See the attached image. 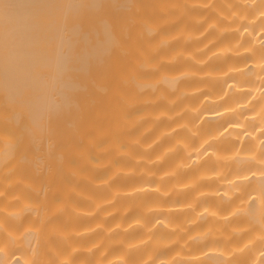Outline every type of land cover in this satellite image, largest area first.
<instances>
[{"label":"bare ground","instance_id":"bare-ground-1","mask_svg":"<svg viewBox=\"0 0 264 264\" xmlns=\"http://www.w3.org/2000/svg\"><path fill=\"white\" fill-rule=\"evenodd\" d=\"M214 7L225 10L219 0ZM235 7L240 8V5ZM260 7L257 4L255 8L240 10L252 16ZM205 15L203 22H195L197 17ZM215 17L216 12L192 7L189 0H0V244L9 245L8 256H0V260L24 264L31 256L32 264H57V253L68 250L57 234L59 230L90 226L100 221V213L130 205L131 210L123 217V222L127 223L138 213L139 205L156 198L155 193L119 197L94 216L77 214L69 207L83 213L93 207V201L107 198L108 189L95 187L93 182L108 176L114 167L134 166L138 170L144 166L134 165L132 159L120 155L116 145L133 156L155 155L172 142V137H164L147 153L140 145L189 116L185 112L169 121L164 116L156 119L157 114L176 111L185 103L195 105L213 94L205 88L170 105L169 100L177 96L180 89L210 85L213 92L224 90L219 82L193 77L181 79L173 91L170 76L185 69L201 73L209 69L222 70L229 62L252 59L247 54L214 56L202 67L182 55L171 59L174 54L192 51L216 36V30L212 29L198 40H185L186 33L202 31ZM260 23L257 21L251 26L253 31ZM151 26L157 28L154 34H150ZM235 36L234 32L224 33L215 43L196 52V58L203 59ZM161 37L174 38L167 47H156ZM248 42L246 39L245 44ZM248 71H253L251 65ZM232 80L235 76H227L224 84ZM249 95L243 92L229 96L216 105L206 102L202 112L217 111L232 99ZM231 121V116H208L202 128L211 130ZM181 135H186V131L181 129L173 134ZM137 138L140 143L133 144ZM237 143L229 138L218 147L229 151ZM180 155L182 151L170 154L159 168L171 164ZM108 160L110 164L93 167ZM210 164L209 159L201 167ZM194 174V169H188L181 178ZM142 179L137 175H117L111 186L128 188ZM171 182L170 179L168 183ZM201 186L210 188L214 183ZM192 195V190L184 192L175 202L187 201ZM171 200L172 197H168L163 203ZM202 202L215 203V198L204 197ZM60 204L65 205V210L55 211ZM255 204L253 200L250 209H254ZM223 210H227V206ZM191 215L189 210L175 213L173 217L182 221ZM120 219V211H117L104 219L103 224L109 227ZM152 219L148 217L147 222L151 223ZM212 223L210 217H201L188 231L203 229ZM243 223V218L233 217L227 223L215 221L214 227L219 226L226 233L229 225ZM257 231L253 226L238 237L234 235L228 243L239 245ZM103 235V229H97L74 238L73 243L88 245ZM120 235L117 230L111 238ZM142 235L140 228L123 234L125 240H135ZM172 235L162 225L153 233L154 238L160 239ZM17 236L19 239H14ZM211 243L213 241L209 240L204 245H194L193 251H200ZM262 246L264 242L258 240L233 260L237 264H248L253 252ZM176 247L161 248L156 255L167 256ZM120 250V246L115 245L109 248L108 254ZM151 250V244L133 249L128 260L135 264ZM99 251L96 249L91 255L78 251L72 256L73 264L82 260L92 264ZM214 259L222 258L208 255L203 264Z\"/></svg>","mask_w":264,"mask_h":264},{"label":"clouds","instance_id":"clouds-1","mask_svg":"<svg viewBox=\"0 0 264 264\" xmlns=\"http://www.w3.org/2000/svg\"><path fill=\"white\" fill-rule=\"evenodd\" d=\"M192 7L211 9L216 12V17L209 20L204 29L200 32H188L185 40H198L209 30L215 29L217 35L209 39L205 44L194 48L189 52H179L171 59L175 60L178 55L190 59L197 66H204L214 56L243 57L245 54L252 57L251 60L236 63L229 62L222 70L197 72L194 69L184 71L170 76L172 90L181 79H191L193 77L207 78L213 82L223 84L222 92H213L210 85H202L192 89H180L177 96L169 100V104H175L184 96H193L205 88L212 95L202 99L199 103L192 105L185 103L181 108L173 112H161L155 117H166L169 121L187 112L188 118L164 128L160 133L147 144L140 147L143 152H149L164 137H172V142L164 147L160 152L149 157L146 155L133 156L127 149L121 150L116 145L118 153L133 160L134 165L143 164L138 170L133 167H114L113 171L105 178L94 181L95 187L108 189L110 195L102 200L93 201V207L87 212H81L72 206L71 210L77 214L94 216L102 207L114 204L119 197H136L137 194L155 193L156 198L145 201L139 205L138 213L127 223L123 222V217L131 210V206L123 209L111 208L100 213L101 219L96 223L86 227L70 226L58 231L59 237L64 240L68 250L63 254L57 253V264H73L72 256L78 251H85L91 255L96 249H100L92 264H131L128 254L131 250L141 248L151 244L152 250L135 264H203L204 258L208 255L221 257L208 261L207 264H237L233 257L245 253L251 249L259 240L264 242V0H219L224 5L225 10L214 7L217 0H189ZM259 4L261 7L254 15L248 16L247 12H242L240 8H255ZM235 5H240L236 8ZM207 16H200L195 19L196 23L203 22ZM223 21L224 23H221ZM261 23L255 31L252 25ZM247 25L241 27V25ZM156 26L150 27V34H154ZM226 32H234L236 36L233 40L225 42L214 49L203 59H197L196 52H201L215 43L216 40ZM174 37H161L156 47H167ZM249 42L245 44V40ZM259 49V51H257ZM249 65L253 71L249 72ZM235 76V80L224 84L225 77ZM251 83H248V81ZM248 92L249 96L243 99H232L223 107L214 112H202L206 102L211 105L219 104L229 96H237L239 93ZM257 101V103H254ZM208 116L227 117L231 116L232 121L223 127H215L208 130L202 128L204 120ZM218 123V122H217ZM185 130L186 135L173 136L178 130ZM195 138V143H193ZM236 140L238 143L229 151H222L218 145L226 139ZM139 144V139L132 141ZM178 151H182L175 161L159 168L165 159ZM211 160L210 165L201 167L204 161ZM111 161H104L101 164H93V167H102L110 164ZM157 167H153V166ZM159 168V170H158ZM194 169L195 174L187 178H181V174ZM117 175L131 176L137 175L143 179L128 188L112 187L111 181ZM153 179L155 183H152ZM171 183H168L169 180ZM213 184V187L205 188L203 184ZM192 190L191 199L182 200L179 204L175 202L180 194ZM172 197L168 204L163 200ZM204 197H214L215 203H203ZM255 201V208L250 209L249 205ZM199 205V207H197ZM227 206V210H223ZM65 205H57L55 211H64ZM191 211L190 218L186 217L182 221H176L173 217L175 213ZM120 211L121 219L109 227H105L103 220ZM159 213H164L160 216ZM153 217L148 223L147 218ZM201 217H210L212 224L203 229L195 228L189 232L190 227H194L200 222ZM233 217L243 218L245 223L229 225L228 232H222L219 226L214 227L215 221L227 223ZM173 233L168 239L153 237L158 226ZM256 226L258 231L243 243L229 244L232 237L239 236L242 232ZM143 229V235L135 240H125L123 234L130 230ZM103 229L104 235L88 245L73 243L74 238H79ZM117 230L120 236L112 239V234ZM105 238H109L106 239ZM18 240L19 237H14ZM213 241L206 248L200 251H193L194 245H204L206 241ZM220 240L221 243H215ZM119 245L121 250L109 255V248ZM177 247L167 256L157 257L156 252L161 248ZM9 245L0 244V256H8ZM261 257H264V246L253 252L248 260V264H261ZM0 264H10V261L0 260ZM24 264H32V257L25 259ZM79 264H88L82 260Z\"/></svg>","mask_w":264,"mask_h":264}]
</instances>
